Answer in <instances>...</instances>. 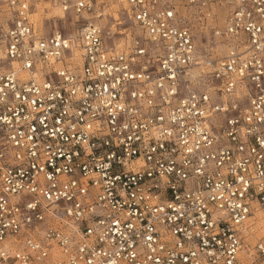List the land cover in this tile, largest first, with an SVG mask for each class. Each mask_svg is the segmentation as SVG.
Here are the masks:
<instances>
[{"label": "built area", "instance_id": "built-area-1", "mask_svg": "<svg viewBox=\"0 0 264 264\" xmlns=\"http://www.w3.org/2000/svg\"><path fill=\"white\" fill-rule=\"evenodd\" d=\"M0 1V264H264V0H122L127 48Z\"/></svg>", "mask_w": 264, "mask_h": 264}, {"label": "rangeland", "instance_id": "rangeland-1", "mask_svg": "<svg viewBox=\"0 0 264 264\" xmlns=\"http://www.w3.org/2000/svg\"><path fill=\"white\" fill-rule=\"evenodd\" d=\"M125 5L122 0H113V4L105 10L103 19L98 20V23L105 27L106 42L108 44L116 43L121 48L131 47L136 40L143 41L141 30L124 14L123 8ZM31 12V18L35 23L36 29L44 35H50L53 31H60L66 36L74 37L81 32L84 25L88 22L80 16L63 11L58 3H50L45 0L37 2V5L31 9ZM206 19L208 26H204L202 14H198L197 19L190 21V25L194 24L198 32L200 49L205 48L208 36L213 38L212 28L223 27L224 25L223 14L216 17L211 15L206 17ZM200 22H202L203 26ZM9 24L10 14L7 11V7L0 1V57L4 54L2 34ZM6 63H2L5 65L4 67H8Z\"/></svg>", "mask_w": 264, "mask_h": 264}, {"label": "bare ground", "instance_id": "bare-ground-1", "mask_svg": "<svg viewBox=\"0 0 264 264\" xmlns=\"http://www.w3.org/2000/svg\"><path fill=\"white\" fill-rule=\"evenodd\" d=\"M17 65L15 64V67H16Z\"/></svg>", "mask_w": 264, "mask_h": 264}]
</instances>
